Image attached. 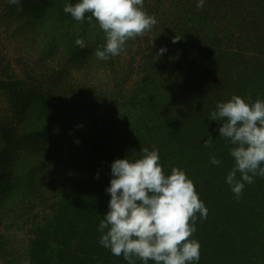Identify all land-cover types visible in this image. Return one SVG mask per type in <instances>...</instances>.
<instances>
[{"label": "trees", "instance_id": "obj_1", "mask_svg": "<svg viewBox=\"0 0 264 264\" xmlns=\"http://www.w3.org/2000/svg\"><path fill=\"white\" fill-rule=\"evenodd\" d=\"M67 3L77 0H0V228L30 237L23 264H129L99 244L97 227L111 164L143 148L159 151L166 174L184 170L209 209L190 237L199 264H264V178L234 198L230 145L209 120L233 95L264 100V0H145L158 22L125 49L128 70L146 75L122 100L94 86L105 34Z\"/></svg>", "mask_w": 264, "mask_h": 264}, {"label": "clouds", "instance_id": "obj_2", "mask_svg": "<svg viewBox=\"0 0 264 264\" xmlns=\"http://www.w3.org/2000/svg\"><path fill=\"white\" fill-rule=\"evenodd\" d=\"M21 2L9 0L15 5ZM144 4L145 0H77L74 5L65 4L63 11L77 22L98 23L106 42L95 56L106 61L119 56L129 39L157 24ZM204 4L205 0H197L196 7ZM75 44L86 47L82 37ZM209 120L221 125L219 137L230 145L234 163L225 182L239 200L246 184L264 178V100L233 95L227 102H217ZM214 142L209 134L204 146L213 147ZM141 152L139 159H117L111 164L112 178L106 189L111 198L97 227L99 244L129 264L133 257L142 264H199L201 245L190 237L197 231V220L207 219L209 209L184 170L173 167L166 174L158 150L143 148ZM210 164L220 166L221 160L213 155Z\"/></svg>", "mask_w": 264, "mask_h": 264}, {"label": "rangeland", "instance_id": "obj_3", "mask_svg": "<svg viewBox=\"0 0 264 264\" xmlns=\"http://www.w3.org/2000/svg\"><path fill=\"white\" fill-rule=\"evenodd\" d=\"M107 61L108 60L99 61L93 66L97 74L94 86L96 87V90L104 92L107 95V99L114 100L117 98L118 100H122L124 93H127V89H132L136 84L142 81L145 78L146 72H140L138 64L135 68L137 71L128 70L127 49L122 52L121 58L113 62V67L111 66L112 71L106 69ZM117 62L124 65V68L116 66ZM121 86L125 89L119 91V94L115 96L117 87ZM29 246L30 237L22 230L0 228V264H6V258L8 257L15 261L19 260V263L14 264H23V260L27 257Z\"/></svg>", "mask_w": 264, "mask_h": 264}]
</instances>
